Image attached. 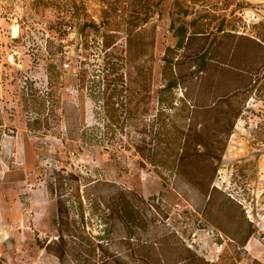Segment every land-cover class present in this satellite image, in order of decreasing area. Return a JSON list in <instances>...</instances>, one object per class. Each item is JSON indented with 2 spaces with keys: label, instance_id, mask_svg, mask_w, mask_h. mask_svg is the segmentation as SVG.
Instances as JSON below:
<instances>
[{
  "label": "rangeland",
  "instance_id": "1",
  "mask_svg": "<svg viewBox=\"0 0 264 264\" xmlns=\"http://www.w3.org/2000/svg\"><path fill=\"white\" fill-rule=\"evenodd\" d=\"M8 3L0 0V264H93L98 242L133 246L138 264H264V65L227 135L222 119L193 118L201 136L222 140L201 145L203 157L180 172L178 144L155 146L157 156L173 153L163 179L134 148L157 118L162 56L175 43L170 21L183 17L209 39L223 28L264 41V3L26 0L19 25ZM175 61L179 104L196 95L201 74L189 57ZM105 66L114 70L107 80ZM216 78L219 89L202 95L208 101L238 76L224 68ZM165 120L167 134L181 139L185 111ZM121 189L147 230L107 215Z\"/></svg>",
  "mask_w": 264,
  "mask_h": 264
},
{
  "label": "trees",
  "instance_id": "2",
  "mask_svg": "<svg viewBox=\"0 0 264 264\" xmlns=\"http://www.w3.org/2000/svg\"><path fill=\"white\" fill-rule=\"evenodd\" d=\"M246 6L252 5L244 1L243 7ZM144 18V15L141 16V21ZM189 23L190 21L186 22L183 17L177 24H174L173 19L169 23V28L175 38V43L173 45H167L162 56L163 62L160 72L165 82L156 91L157 118L151 122V130L148 138L142 136L140 138L141 142L134 145L135 152L140 156L141 161L151 163L162 179L165 174H163L161 168H168L173 153L169 151L161 156H157L155 146L163 144L168 147L173 146L174 143L179 145L180 152L173 158L176 160L174 172H180V167H183L188 161L203 157L202 152L204 151L200 150L199 147L201 145L210 147L213 142L220 143L222 137L218 136V132L209 134V136H201L200 128L196 130L192 126L194 125L193 118L197 115H203L204 117L222 119L223 131L227 135L233 126L234 119L237 118L244 107L248 96L247 94L251 91L252 76L258 73L264 65V41L261 38L252 34L221 28L223 32L220 35L209 39L207 34H203V31L199 30L200 28H192L190 30L188 28ZM92 25L95 24L92 23ZM131 34L132 32L129 36ZM130 43L131 37H128V44ZM177 53L189 57L190 61L196 67V72L201 74L199 75L201 79H199L196 95L190 98L183 95V98H179V104L175 101L172 89L176 77L174 67ZM226 59L229 60L225 61ZM118 63L119 61L113 62V66L117 67ZM224 68L228 72L233 71L238 76V79L228 92L223 94L216 93L215 99L208 101L202 95L205 91H216L219 89L220 86L218 84V78H216V72ZM105 69H107V72L104 74V77L107 80L109 78L108 76L114 70L111 66H105ZM234 70L239 72L236 73ZM115 77L114 74L112 79H115ZM126 90L127 87L121 86L117 88V94L122 95ZM138 91H141V89H138ZM127 92L119 100L122 106H126L130 101V95ZM178 109L185 111V115L188 116L185 132H183L182 138L179 140L175 135L167 134L166 127L168 124L165 120L169 112H175ZM115 193L118 201L111 202L107 205L109 207L107 215L111 214L112 216L116 215L125 218L127 224L132 226L136 224L140 229L147 230L149 223L143 216H139L138 218V213L135 214L136 211L130 207L126 196L128 192L121 189ZM153 197L150 196L151 199ZM57 205L59 211V201ZM150 205L153 206L154 204L150 203ZM63 237L64 233L59 232L57 238H59L58 244L60 246L58 251L54 252L59 259L66 255L63 244L66 240ZM92 247L94 254H96L95 250L97 248L100 250L97 258L94 254L90 255V258L95 260L93 264H138L139 258H136L135 260L137 261L134 263L133 261L135 260L130 259V257H133V246L113 249L110 243L98 242L94 243ZM45 248L49 249L50 243H47Z\"/></svg>",
  "mask_w": 264,
  "mask_h": 264
},
{
  "label": "built area",
  "instance_id": "3",
  "mask_svg": "<svg viewBox=\"0 0 264 264\" xmlns=\"http://www.w3.org/2000/svg\"><path fill=\"white\" fill-rule=\"evenodd\" d=\"M26 0H9V19L16 25L24 21ZM12 29V28H11ZM12 32V31H11Z\"/></svg>",
  "mask_w": 264,
  "mask_h": 264
},
{
  "label": "crops",
  "instance_id": "4",
  "mask_svg": "<svg viewBox=\"0 0 264 264\" xmlns=\"http://www.w3.org/2000/svg\"><path fill=\"white\" fill-rule=\"evenodd\" d=\"M245 2L250 3V5H261L262 3H264V0H243Z\"/></svg>",
  "mask_w": 264,
  "mask_h": 264
}]
</instances>
